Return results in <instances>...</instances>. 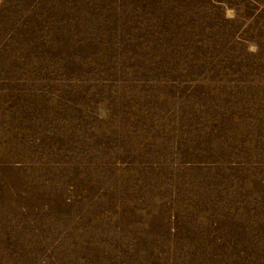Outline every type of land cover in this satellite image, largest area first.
Masks as SVG:
<instances>
[{"label":"rangeland","instance_id":"374dc122","mask_svg":"<svg viewBox=\"0 0 264 264\" xmlns=\"http://www.w3.org/2000/svg\"><path fill=\"white\" fill-rule=\"evenodd\" d=\"M0 264H264V0H0Z\"/></svg>","mask_w":264,"mask_h":264}]
</instances>
